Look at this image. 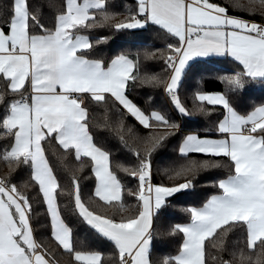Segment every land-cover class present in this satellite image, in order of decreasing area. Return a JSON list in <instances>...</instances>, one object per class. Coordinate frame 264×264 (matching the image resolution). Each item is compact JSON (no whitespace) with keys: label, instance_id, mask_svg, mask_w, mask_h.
Segmentation results:
<instances>
[{"label":"snow or ice","instance_id":"snow-or-ice-1","mask_svg":"<svg viewBox=\"0 0 264 264\" xmlns=\"http://www.w3.org/2000/svg\"><path fill=\"white\" fill-rule=\"evenodd\" d=\"M115 7L112 0H0V161L8 167L0 176V264H57V250L69 257L67 264H106L101 251L77 239V226L92 243L111 244L107 264H264V102L241 107L240 95L245 84L264 83V0H250L248 7L259 12V22L230 14L219 0H135L126 15L110 10ZM145 25L165 38L159 56L143 53L163 61L159 74L142 71L139 52L99 54L98 45L110 37L90 32L99 27L114 35ZM210 55L230 56L235 70L216 74L223 91L198 88L189 110L180 96L186 66ZM145 84L162 87L182 116L218 113L212 127L186 132L163 109L142 108L131 94ZM99 107L146 130L131 148V168L95 139L92 117ZM178 133L176 160L163 169L167 182H156L152 156ZM49 149L53 155L62 150L65 168L69 157L79 171L90 168L93 183L82 186L72 175L66 191ZM216 168L226 175L214 181L215 194L184 208L187 222L161 232L156 222L179 202L174 194ZM121 171L135 179V189ZM22 173L28 180L18 185ZM41 214L54 247L36 239ZM163 235L179 237L177 247L154 258L155 239Z\"/></svg>","mask_w":264,"mask_h":264},{"label":"trees","instance_id":"trees-1","mask_svg":"<svg viewBox=\"0 0 264 264\" xmlns=\"http://www.w3.org/2000/svg\"><path fill=\"white\" fill-rule=\"evenodd\" d=\"M244 2V5L240 3ZM47 4V0H43ZM59 3V0H56ZM116 5L111 11L127 14L126 10L131 8L134 0H112ZM219 2L228 7L229 13L237 15L245 19H251L255 17L259 22V12L253 14L248 11L250 0H219ZM234 4L238 5L233 6ZM49 14L50 9H47ZM116 19H123V15L116 16ZM156 26L145 25L143 28L126 30L125 33H110L106 28H94L90 32L95 36H109L110 39L107 43L98 45L99 54L114 55L119 52H129L133 56L136 53H141L142 71L147 75L159 74L163 68V61L160 59H144L143 53L145 51L156 53L159 56L158 50H163L166 47L165 38L154 31ZM236 62L230 60L227 57L223 58H209L203 60H196L189 64L185 70L186 78H182V87L180 89V96L189 110H193V94L199 88L205 91H223L224 85L216 79V74L224 75L235 70ZM203 77V79H201ZM240 95L243 97L246 103L241 104V107H249L251 104H259L264 102V83L250 82L245 84L241 90ZM131 99L134 100L142 108H147L149 111L155 108L163 109L175 122L181 124V128L184 131H196L197 133H203L205 129L212 127L213 122L216 120L218 113H210L208 116L196 114L190 117H185L179 114L174 106L171 105L169 98L165 95L162 87L153 88L150 85H140L135 87L131 94ZM198 103V102H197ZM210 107V106H209ZM93 125L92 133L95 139L103 144L111 152V157L116 163L122 164L125 167L131 168L135 164V157L131 150L132 146L138 143L137 137L146 134V130L134 121L133 118L125 115L121 117L117 112H106L103 107L95 108L93 111ZM121 120L125 127L121 128ZM131 129V132L129 131ZM211 135V133H208ZM123 135L124 141H121L120 136ZM179 139V133L176 137L170 138L168 144L164 148L158 149L152 156L153 174L156 182L166 178L163 176V169L169 167L176 160V153L174 151L176 143ZM5 143V138L0 137V145ZM62 150H57V154L53 155L52 149H49L48 156L53 167L57 170V174L61 178V183L65 190L71 188L70 180L72 175L81 177L80 183L82 186H87L93 183L94 177H91L90 168H85L82 172L78 170V162L74 158L69 157L67 161V168L61 163L60 153ZM8 171L7 165L0 161V176H3ZM15 175V174H14ZM119 175L123 179L124 183L129 188L135 189L136 181L130 177L128 173L120 172ZM226 175L224 168L209 169L202 172L196 181H194V187L192 189L184 190L183 193H176L175 198L179 201L173 202L168 210V213L161 217L156 222V227L161 232H166L170 227L177 222H187L186 213L183 211L186 207L201 206L204 200L215 194L217 191L213 187L215 180L223 178ZM84 177H89L84 179ZM28 180V174L22 173L16 177L15 183L23 185ZM167 182V181H166ZM25 191L35 195L34 190L29 187ZM87 192V187H85ZM125 198L129 205L135 204V199L127 196ZM172 199V198H170ZM62 202H67V197L62 198ZM38 212L42 211L39 207L36 209ZM133 209L129 208L127 211L120 213L121 215L129 214ZM45 223L43 214L37 216L34 222L36 228V239L43 240L50 247H54L51 241L45 238L49 236L48 231L42 225ZM76 237L78 240L90 243L95 250H99L102 253V259L110 262L114 256L113 247L110 243H92L91 237L87 232L81 229L79 226L76 228ZM179 237L176 236H158L155 239L153 247V257L162 258L166 254H174L177 247L175 241ZM234 240L235 237H232ZM215 252V249H212ZM227 258V255L225 256ZM54 259L57 264H67L69 257L62 254V250H57Z\"/></svg>","mask_w":264,"mask_h":264},{"label":"crops","instance_id":"crops-1","mask_svg":"<svg viewBox=\"0 0 264 264\" xmlns=\"http://www.w3.org/2000/svg\"><path fill=\"white\" fill-rule=\"evenodd\" d=\"M135 1V0H134ZM223 57H227L229 58L230 60L234 61L233 58H231L230 56H227V55H223V56H217V55H210V56H207V57H196V58H193V60L189 61L188 65L186 66V68L189 66L190 63H192L193 61H196V60H203V59H209V58H223ZM235 62V61H234ZM186 70V69H185Z\"/></svg>","mask_w":264,"mask_h":264},{"label":"rangeland","instance_id":"rangeland-1","mask_svg":"<svg viewBox=\"0 0 264 264\" xmlns=\"http://www.w3.org/2000/svg\"><path fill=\"white\" fill-rule=\"evenodd\" d=\"M244 2H245V1H242L240 4H241V5H244Z\"/></svg>","mask_w":264,"mask_h":264},{"label":"built area","instance_id":"built-area-1","mask_svg":"<svg viewBox=\"0 0 264 264\" xmlns=\"http://www.w3.org/2000/svg\"><path fill=\"white\" fill-rule=\"evenodd\" d=\"M166 95V94H165Z\"/></svg>","mask_w":264,"mask_h":264}]
</instances>
